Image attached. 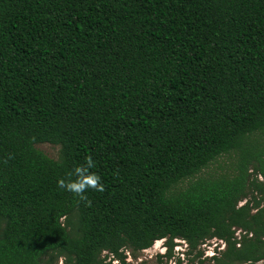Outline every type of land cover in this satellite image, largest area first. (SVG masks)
I'll list each match as a JSON object with an SVG mask.
<instances>
[{
	"label": "trees",
	"instance_id": "16d2710c",
	"mask_svg": "<svg viewBox=\"0 0 264 264\" xmlns=\"http://www.w3.org/2000/svg\"><path fill=\"white\" fill-rule=\"evenodd\" d=\"M262 133L264 0H0V264H134L178 238L187 264L212 238L215 264H255Z\"/></svg>",
	"mask_w": 264,
	"mask_h": 264
},
{
	"label": "rangeland",
	"instance_id": "374dc122",
	"mask_svg": "<svg viewBox=\"0 0 264 264\" xmlns=\"http://www.w3.org/2000/svg\"><path fill=\"white\" fill-rule=\"evenodd\" d=\"M257 139L261 144L264 145V133L259 134L256 136ZM36 146L43 150L46 154L53 158H59L60 155V149L61 146L59 144L51 143V142H41L37 143ZM239 158V155L236 152H233L231 154H225L218 158L215 162H213L208 168H206L203 173H224V172H233L236 170L237 167V160ZM253 165L250 167L252 168ZM260 179H263V177L259 176ZM251 195V194H250ZM250 198V197H249ZM245 200H242L240 204H243ZM255 211V210H254ZM236 228V234L237 237L241 238V235L243 233L242 229L239 227ZM176 246L174 248L173 256L168 257L165 255V253L168 251L166 246V240L160 239L156 240L154 244L146 249L133 252L130 248L126 249L127 254V260L132 261L134 264L140 263V264H175L179 259H181V264H187L191 261V258L196 256L197 250H194L193 252L189 253V247L184 242L183 239H176ZM225 246V243L218 239V238H212L207 239L205 242L200 244L199 249L203 251V255L200 257L203 259V262L201 264H215L213 258H210L213 256L216 251L222 249ZM107 252H103V255H106ZM163 255V256H160ZM112 259L111 257L107 258V261ZM196 261H199V258H196ZM113 264H118V260H112ZM53 264H67L63 258H60L57 262H54ZM239 264V263H236ZM245 264H251V263H245ZM255 264H264V259L259 260Z\"/></svg>",
	"mask_w": 264,
	"mask_h": 264
},
{
	"label": "clouds",
	"instance_id": "9594fccd",
	"mask_svg": "<svg viewBox=\"0 0 264 264\" xmlns=\"http://www.w3.org/2000/svg\"><path fill=\"white\" fill-rule=\"evenodd\" d=\"M59 183L62 187H66L67 190L75 193H82L87 186L102 188V185L98 184V177L95 176L82 177L77 182H69L67 184L64 181H59Z\"/></svg>",
	"mask_w": 264,
	"mask_h": 264
}]
</instances>
